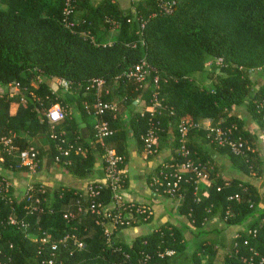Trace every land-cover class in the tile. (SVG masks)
<instances>
[{
	"label": "trees",
	"instance_id": "16d2710c",
	"mask_svg": "<svg viewBox=\"0 0 264 264\" xmlns=\"http://www.w3.org/2000/svg\"><path fill=\"white\" fill-rule=\"evenodd\" d=\"M173 1V12L165 13L163 6ZM65 5L66 0H0V165L4 171L15 175L21 168L28 171L21 166L19 154L34 147L39 153L36 172H40L44 159L55 162L59 156L52 134L66 132L70 145L78 142L83 151L71 149L55 163L77 177L92 175L94 150L102 152L100 145L95 143L93 149L85 137L68 133L64 126L67 118L56 129L47 119V110L60 102L48 81L65 79L71 83L68 91L81 97L79 104L85 114L98 98L116 103L114 100L122 97L128 105L139 97L147 99L148 105L156 98L164 99V105L175 112L161 117L164 131L176 129L180 120L192 124L187 144L194 161L198 160L189 139L193 131H200L199 119H210L212 127L235 124V135L242 138L246 154L236 158L247 171L262 176V157L253 127L232 112L246 105L264 130V109L259 107L264 101V0H142L128 10L112 0L98 4L73 0L71 26L63 21ZM113 31L117 33L110 38ZM219 59H223V65H217ZM143 62L153 71L140 83L130 74ZM207 63L212 64L208 67ZM256 74L257 80L253 78ZM157 76L159 88L154 85ZM197 77H205L209 83H197ZM96 80L104 81L103 85ZM16 84L20 85L18 90ZM32 92L38 97H32ZM117 106L114 117L106 116L116 130L120 115ZM133 123L144 150L149 113L138 114ZM175 134L178 155L172 167L182 162L177 131ZM6 137L12 139L11 153L2 142ZM125 138L124 133L116 131L107 144L125 156V148L117 146ZM6 178L0 174V184H11ZM230 185L213 188L207 200L197 202L195 185L183 183L181 210L191 215L202 234L203 224L211 217H219L228 226L249 222L247 230L233 238L223 264H241L239 258H248L251 249L259 253L260 261L264 258V210H258L261 200L257 188L250 184L240 188L236 181ZM10 192L14 193L13 188ZM18 194L14 215L25 219L29 229L24 232L9 224L12 207L0 195V264H48L50 260L53 264H144L147 256L149 264H200V253L212 252V245L203 242L187 257L186 227L174 225L138 237L131 244L113 233L109 242L98 216L88 209L79 212V205L90 204L87 197H81L82 191L62 187L48 191L44 212L34 216L27 214L24 192ZM235 194H239V200L229 201L228 197ZM97 201L111 204V191L105 189ZM257 212H261V218L255 219ZM69 213L75 217L67 219ZM147 216L142 214L138 220L143 222ZM136 221L119 229L135 226ZM249 230L258 233L254 236ZM67 234L76 235L84 247L78 248L73 239L61 243ZM44 238L47 242H42ZM235 243L239 255L235 254Z\"/></svg>",
	"mask_w": 264,
	"mask_h": 264
},
{
	"label": "crops",
	"instance_id": "0c3cea01",
	"mask_svg": "<svg viewBox=\"0 0 264 264\" xmlns=\"http://www.w3.org/2000/svg\"><path fill=\"white\" fill-rule=\"evenodd\" d=\"M104 0H93L98 4ZM142 0H112L117 2L120 8L124 10L131 9L133 5ZM3 7H7L6 5ZM117 32L110 33V38H113ZM258 79L257 74L253 77ZM264 81V75L262 76ZM197 83L208 84L205 77H197ZM262 81V82H263ZM52 87L53 92L58 94L59 101L68 109L69 114L65 129L73 132L75 135L85 137L88 143L95 149V140L93 137V127L98 121V118L93 115L84 113L79 99L74 92L65 91L59 88L57 83L48 81ZM35 83H33L34 85ZM35 86V85H34ZM82 98H85L82 97ZM114 101L120 106V115L117 120V130L115 133H124L126 135L122 145L125 148L126 162L122 166V187L120 194L127 204H134L136 206H145L148 210L146 220L140 222L138 218L142 214H138L136 210L133 213H127L126 217L130 221H136L135 226L128 227L120 230L119 226L113 227V233L121 240L131 244L138 237L147 235L157 231L163 226L174 225L176 227H186L184 236L189 243V249L186 252L187 257L197 250L199 245L207 242L212 245V252L200 253V264H223L226 254L230 251L232 240L235 235L243 233L247 230L249 222L240 226H228L225 221L219 217H211L205 221L202 229L205 234L200 233L198 226L193 224L190 214H185L181 210L183 199L181 197H170L162 192H156L152 187L154 178L159 174L164 166H171L176 163L178 149L176 147L175 138L176 129L169 128L167 131H161L156 140L155 154H148L145 149L140 146V141L137 136V127L133 123V119L140 114L143 116L145 113L151 112L153 106L147 104V99L137 98L131 105L124 103L122 97L116 98ZM161 106L164 105V99H159ZM88 105L85 101V106ZM165 107H168L164 105ZM169 108V107H168ZM166 113V111H164ZM234 115L243 119L247 125L253 127L258 147L262 157V176L256 175L254 172L247 171L242 164L241 159H237L228 148L213 145L207 138L208 129L211 128L212 122L210 119H199L198 128L200 131L192 132L190 137L191 148L193 156L198 160L205 162L209 169V178L197 183L196 196L205 201L208 199L213 188H220L223 185H230L231 182H238L239 187L242 184H250L257 188L258 196L260 197V204L258 210H264V134L261 132L262 127L259 122L254 120L252 115L248 112L246 105L236 107L233 112ZM162 120V119H161ZM134 129V131L132 130ZM136 132V133H135ZM206 132V136L204 133ZM178 134V133H177ZM115 135V134H114ZM96 155V163L93 173L88 178H81L74 176L66 171L64 168L44 159L43 167L40 172H31L29 175L18 176L13 174L12 181L16 187L17 192H22L30 184L43 183L48 186V191H54L58 188L75 189L78 191H86L88 185L93 181H102L105 178L104 162L102 152L94 150ZM158 171V172H157ZM5 172L0 165V174ZM5 175V174H4ZM231 186V185H230ZM18 188V189H17ZM136 209V208H135ZM261 212H257L255 219L261 218ZM171 254V252H169ZM189 263V262H188Z\"/></svg>",
	"mask_w": 264,
	"mask_h": 264
},
{
	"label": "built area",
	"instance_id": "2783aa9c",
	"mask_svg": "<svg viewBox=\"0 0 264 264\" xmlns=\"http://www.w3.org/2000/svg\"><path fill=\"white\" fill-rule=\"evenodd\" d=\"M175 1L171 2L168 5L163 6V10L165 13L173 12V5H175ZM74 5L73 0H66V5L63 11V21L65 25L71 26L70 17L73 13ZM144 27V25H142ZM212 63H208L207 66H211ZM217 65H223V59H219L217 61ZM153 69L150 67L147 62H143L135 67V70L130 74V77H134L138 82L144 83L147 80V77L151 75ZM96 82L99 86H102L104 81L99 80ZM57 85L64 89L65 91L70 90L71 83L65 79L57 80ZM154 85L159 88V77H155ZM20 88L19 84L15 85V89L18 90ZM158 92H156L155 97H157ZM32 97L37 98L38 96L32 92ZM23 103H26V100H22ZM153 108L150 115V126L143 136V141L145 145V151L148 154H155L157 152L156 149V140L159 133L163 130V123L161 117L164 114V111L169 112L170 116L175 115L173 109L161 106L159 99H155L152 104ZM260 108L264 109V101L259 105ZM118 110V106L114 102H105L98 98L92 106L88 107V113L93 114L98 118V121L95 123L93 127L94 131V140L95 143L100 145L102 149V158L104 162V173L105 178L102 181H93L91 182L86 191L82 192L81 197H87L89 199L90 204L88 207H85L83 204L79 205V212H83L84 209H88L93 214L98 216V224H101L105 227V234L108 238V241H112L113 229H110L109 226L117 227L124 226L130 224V219L126 217L127 213H133V210H136L138 214L147 213V208L145 206H136L134 204H127L126 201L123 200L122 195L120 194V190L122 187V166L126 162V157L118 154L113 148L109 147L107 141L112 138L115 134V130L112 127L110 121L106 119V116L116 115ZM69 111L68 109L62 105L61 102H57L52 105L47 110V119L49 120L50 125H52L53 129H56V125L66 120L68 117ZM192 129V124H190L187 120H180L177 124V133L179 137L180 143V158L182 162L177 165V167L172 166H164L159 174L154 178L152 183V187L156 192H162L170 197H180V189L183 183H193L195 185V196H196V188L197 183L200 181L207 180L209 178V169L207 164L201 161H194L192 159V152L188 147L187 140L189 137V133ZM238 130L237 125L232 124L230 126L224 127H211L208 129L207 138L211 144L217 145L219 147L230 148V151L237 156H245V144L241 137H236L235 133ZM264 134V130H261ZM52 139H54L57 143V149L59 150V156L56 157L55 162H60V157L63 155H67L71 149H75L77 152H82L83 148L80 146L78 142L75 144H71L68 141V137L66 132H62L61 134H52ZM2 142L4 144L5 150L8 153H11L13 150L12 139L11 138H3ZM66 145H69V148H65ZM38 151L31 147L28 150L22 151L19 154V158L21 159V166L28 167L31 171H36ZM3 162V158L1 156L0 151V163ZM229 185V184H228ZM227 185V186H228ZM13 188V194H11L10 189ZM222 187L219 188V190ZM243 188V187H241ZM105 189H109L112 193V202L109 205H103L101 202H98L97 199L101 196L102 192ZM23 197L26 200L25 209L28 215L34 216L39 215L45 210V206H43L44 196L48 192V186L43 183L30 184L26 187ZM0 195H2L3 200H6L12 207V215L9 217V224L18 227L19 229L26 232L29 229V223L26 222L25 219H18L14 215L15 207L14 198H18L19 194L16 190L15 185H11L8 182H4L0 184ZM239 194H235L233 196H229V201L239 200ZM196 201L199 202V199L196 196ZM79 203V202H78ZM136 208V209H135ZM75 215L73 213L67 214L66 218H74ZM250 234L254 236L257 235L258 230H249ZM240 235L237 234L234 236V239L239 238ZM73 239L77 244L78 248L82 249L84 247L83 243L77 241L76 235L67 234L63 240L60 242H65L67 240ZM42 242H47V238L42 239ZM57 248V245L54 246V249ZM235 254L239 255V249L237 243L234 245ZM251 255L246 257L239 258L241 264H264V258L258 261L259 253L251 249ZM150 257L147 256L145 258L144 264H149ZM48 264H53V261H48ZM9 264V263H5Z\"/></svg>",
	"mask_w": 264,
	"mask_h": 264
},
{
	"label": "rangeland",
	"instance_id": "374dc122",
	"mask_svg": "<svg viewBox=\"0 0 264 264\" xmlns=\"http://www.w3.org/2000/svg\"><path fill=\"white\" fill-rule=\"evenodd\" d=\"M208 64V63H207ZM209 67V66H208ZM38 81V80H37ZM36 85H38V83H36ZM28 171H30V172H28ZM25 170V169H22L21 168V170L20 171H18L16 174L18 175V176H23V175H29V174H31V172H33V171H31V170ZM2 174H5V176L7 177L6 179H8L9 180V182L11 181V184H12V179L10 178V177H12L13 176V172H11V171H5V172H3ZM26 175V176H27ZM13 184H14V182H13ZM18 189V188H17ZM35 240V239H34Z\"/></svg>",
	"mask_w": 264,
	"mask_h": 264
}]
</instances>
